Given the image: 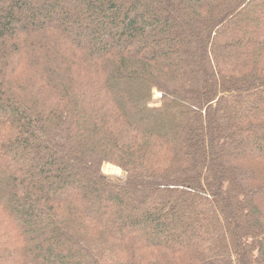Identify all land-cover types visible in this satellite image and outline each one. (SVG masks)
<instances>
[{"label": "trees", "instance_id": "1", "mask_svg": "<svg viewBox=\"0 0 264 264\" xmlns=\"http://www.w3.org/2000/svg\"><path fill=\"white\" fill-rule=\"evenodd\" d=\"M0 264H264V0H0Z\"/></svg>", "mask_w": 264, "mask_h": 264}, {"label": "rangeland", "instance_id": "2", "mask_svg": "<svg viewBox=\"0 0 264 264\" xmlns=\"http://www.w3.org/2000/svg\"><path fill=\"white\" fill-rule=\"evenodd\" d=\"M161 95L159 93H155L154 100L159 103ZM102 173L114 183H123L125 180L126 174L117 166L109 163H105L102 166Z\"/></svg>", "mask_w": 264, "mask_h": 264}]
</instances>
